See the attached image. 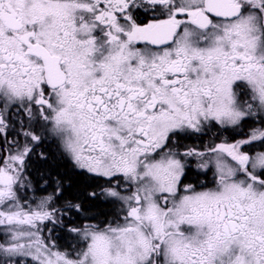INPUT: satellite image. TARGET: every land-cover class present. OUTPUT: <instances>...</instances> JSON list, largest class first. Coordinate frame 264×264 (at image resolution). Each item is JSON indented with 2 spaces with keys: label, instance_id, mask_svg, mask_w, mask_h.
<instances>
[{
  "label": "snow or ice",
  "instance_id": "obj_1",
  "mask_svg": "<svg viewBox=\"0 0 264 264\" xmlns=\"http://www.w3.org/2000/svg\"><path fill=\"white\" fill-rule=\"evenodd\" d=\"M0 264H264V0H0Z\"/></svg>",
  "mask_w": 264,
  "mask_h": 264
},
{
  "label": "flooded vegetation",
  "instance_id": "obj_2",
  "mask_svg": "<svg viewBox=\"0 0 264 264\" xmlns=\"http://www.w3.org/2000/svg\"><path fill=\"white\" fill-rule=\"evenodd\" d=\"M245 131H247V127L245 128ZM228 135H229L228 133H223L224 137H227ZM219 142H220V140L216 138L215 129L213 130L212 133H209L208 135H203L201 137L193 136L190 139L185 141L186 144L195 146V147L200 148V149H203L208 144L219 143ZM208 175L210 178L211 173H209ZM102 204L107 206L108 209L110 210V206H108L107 204H104V203H102ZM47 234H48L47 231H45L44 235L47 236ZM58 235H59V233H58ZM60 243H63V241H60Z\"/></svg>",
  "mask_w": 264,
  "mask_h": 264
},
{
  "label": "trees",
  "instance_id": "obj_3",
  "mask_svg": "<svg viewBox=\"0 0 264 264\" xmlns=\"http://www.w3.org/2000/svg\"><path fill=\"white\" fill-rule=\"evenodd\" d=\"M54 150V149H53ZM61 172H64V171H66L67 169L65 168V167H61L60 169H59ZM74 179H76L78 182L79 181H82V178L81 177H74ZM108 207L107 206H105V205H103L102 203L99 205V211H102V212H108Z\"/></svg>",
  "mask_w": 264,
  "mask_h": 264
}]
</instances>
